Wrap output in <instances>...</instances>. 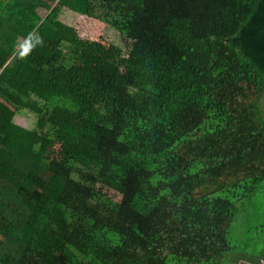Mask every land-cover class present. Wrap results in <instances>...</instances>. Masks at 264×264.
<instances>
[{"label":"trees","instance_id":"obj_1","mask_svg":"<svg viewBox=\"0 0 264 264\" xmlns=\"http://www.w3.org/2000/svg\"><path fill=\"white\" fill-rule=\"evenodd\" d=\"M262 261L264 0H0V264Z\"/></svg>","mask_w":264,"mask_h":264},{"label":"rangeland","instance_id":"obj_2","mask_svg":"<svg viewBox=\"0 0 264 264\" xmlns=\"http://www.w3.org/2000/svg\"><path fill=\"white\" fill-rule=\"evenodd\" d=\"M77 27H78L80 33L82 34V36H84V37H91L93 39H100L101 35H103V33H104L102 26H100L98 23H96L94 21L93 22H81L79 24L77 23ZM108 33H112L114 35V38L116 39V35L113 32H108ZM109 39H110V36H108V40ZM29 120L30 119H28V118H26V119L18 118V119H16V122L19 125H27V123H29Z\"/></svg>","mask_w":264,"mask_h":264},{"label":"clouds","instance_id":"obj_3","mask_svg":"<svg viewBox=\"0 0 264 264\" xmlns=\"http://www.w3.org/2000/svg\"><path fill=\"white\" fill-rule=\"evenodd\" d=\"M29 35H31V33ZM33 47L34 45L31 42H29L27 46H25L23 49V55L26 56L27 54H29Z\"/></svg>","mask_w":264,"mask_h":264},{"label":"built area","instance_id":"obj_4","mask_svg":"<svg viewBox=\"0 0 264 264\" xmlns=\"http://www.w3.org/2000/svg\"><path fill=\"white\" fill-rule=\"evenodd\" d=\"M264 263V261H262V264Z\"/></svg>","mask_w":264,"mask_h":264}]
</instances>
